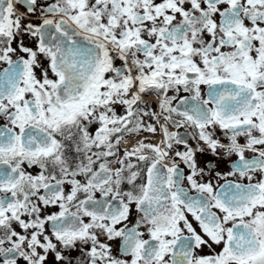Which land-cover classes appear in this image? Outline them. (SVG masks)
Masks as SVG:
<instances>
[{"label": "snow or ice", "instance_id": "obj_1", "mask_svg": "<svg viewBox=\"0 0 264 264\" xmlns=\"http://www.w3.org/2000/svg\"><path fill=\"white\" fill-rule=\"evenodd\" d=\"M0 264H264V0H0Z\"/></svg>", "mask_w": 264, "mask_h": 264}]
</instances>
